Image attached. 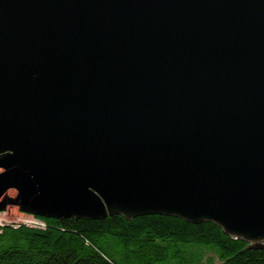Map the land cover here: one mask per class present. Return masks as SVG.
Here are the masks:
<instances>
[{
	"label": "water",
	"instance_id": "1",
	"mask_svg": "<svg viewBox=\"0 0 264 264\" xmlns=\"http://www.w3.org/2000/svg\"><path fill=\"white\" fill-rule=\"evenodd\" d=\"M212 220L264 247V0H0V211Z\"/></svg>",
	"mask_w": 264,
	"mask_h": 264
},
{
	"label": "trees",
	"instance_id": "2",
	"mask_svg": "<svg viewBox=\"0 0 264 264\" xmlns=\"http://www.w3.org/2000/svg\"><path fill=\"white\" fill-rule=\"evenodd\" d=\"M38 217L45 227L0 223V264H264V247L245 248L249 240L212 220L158 212Z\"/></svg>",
	"mask_w": 264,
	"mask_h": 264
},
{
	"label": "rangeland",
	"instance_id": "3",
	"mask_svg": "<svg viewBox=\"0 0 264 264\" xmlns=\"http://www.w3.org/2000/svg\"><path fill=\"white\" fill-rule=\"evenodd\" d=\"M42 220V222L40 220ZM22 222L27 223L28 225H39L35 227H45V221L38 217V215L25 212L20 209L17 205H8L7 208L0 211V223L1 224H20Z\"/></svg>",
	"mask_w": 264,
	"mask_h": 264
},
{
	"label": "built area",
	"instance_id": "4",
	"mask_svg": "<svg viewBox=\"0 0 264 264\" xmlns=\"http://www.w3.org/2000/svg\"><path fill=\"white\" fill-rule=\"evenodd\" d=\"M40 220V219H39ZM42 222V220H40ZM35 226H39V225H35Z\"/></svg>",
	"mask_w": 264,
	"mask_h": 264
}]
</instances>
